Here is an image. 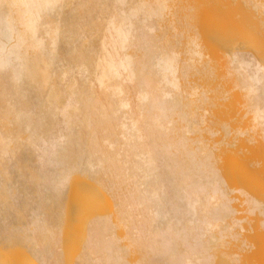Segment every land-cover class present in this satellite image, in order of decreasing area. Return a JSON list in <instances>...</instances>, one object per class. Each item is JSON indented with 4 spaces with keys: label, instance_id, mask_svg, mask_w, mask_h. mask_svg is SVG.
I'll list each match as a JSON object with an SVG mask.
<instances>
[{
    "label": "bare ground",
    "instance_id": "obj_1",
    "mask_svg": "<svg viewBox=\"0 0 264 264\" xmlns=\"http://www.w3.org/2000/svg\"><path fill=\"white\" fill-rule=\"evenodd\" d=\"M261 41L264 0H0V258L66 264L81 182L106 208L74 224V264H239L237 214L264 212L244 186L264 141ZM230 96L246 128L216 117Z\"/></svg>",
    "mask_w": 264,
    "mask_h": 264
},
{
    "label": "rangeland",
    "instance_id": "obj_2",
    "mask_svg": "<svg viewBox=\"0 0 264 264\" xmlns=\"http://www.w3.org/2000/svg\"><path fill=\"white\" fill-rule=\"evenodd\" d=\"M211 6H200L198 15L199 16H206L208 11L211 9ZM245 17V16H244ZM248 19V18H247ZM241 23L250 24V21L243 19ZM229 44H242L246 43V40L241 39L240 37H234L228 41ZM264 45V43L261 41ZM220 71V70H219ZM221 72V71H220ZM219 82V79H217ZM237 102L231 96L228 100L224 101V105L222 106V113L217 115L216 117L220 118L221 120H226L232 124L235 128L238 126V123L242 122V127L246 128L249 125L248 118H242L239 114H237ZM216 117H211L212 119H216ZM232 136H236L234 131L228 135L227 138H231ZM223 134L218 133L216 138H222ZM238 138L245 139V135L239 134ZM257 140L255 143L252 144V149L259 154L260 158V172L254 178V181L250 179L247 181L246 185H244L249 193L255 195L259 201H261L262 205L264 206V141L261 140L260 137H256ZM262 142V143H261ZM255 145V146H254ZM216 153L219 154L220 151ZM245 162L255 164L256 159L255 156L250 151H246V155L244 160ZM222 162V161H221ZM223 164V163H222ZM221 163L220 165L223 166ZM252 169V168H251ZM249 169V171H251ZM251 182V183H250ZM250 183V184H249ZM237 184H235L236 186ZM243 185L241 184L242 187ZM243 187V189L245 188ZM73 192L71 193L68 202L67 212H68V223L70 222V232H65L67 236L65 240L64 250H65V257L64 260L66 264H74L76 260V254L79 251V245L81 241V230L80 228L76 227L74 224L76 222L82 221L88 215H92L96 212H103L105 207V201L103 199V194L96 193L95 200L92 203H86L82 199L83 196L76 195V191L85 189L84 183L81 182H74V186L72 187ZM239 195V192H236ZM264 211V207L262 209ZM238 217H243L245 220L243 221V229H239L241 231L242 237L248 239V242L251 246L245 247V250L240 249V242L231 239L230 244L224 250L229 253L239 252L242 257L239 264H264V212H260L259 210L255 209L253 211H241L237 214ZM229 223L232 222L229 220ZM0 264H36L29 260L26 257V254L22 252L21 249L12 247L10 249L5 250L4 257L0 258Z\"/></svg>",
    "mask_w": 264,
    "mask_h": 264
}]
</instances>
